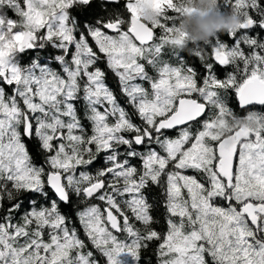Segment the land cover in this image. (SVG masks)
Masks as SVG:
<instances>
[{"label":"snow or ice","instance_id":"1","mask_svg":"<svg viewBox=\"0 0 264 264\" xmlns=\"http://www.w3.org/2000/svg\"><path fill=\"white\" fill-rule=\"evenodd\" d=\"M190 2L126 0L124 30L120 0H0V264H98L81 201L107 264L154 242L160 264H264V114L229 106H264V0H223L236 39L196 47L202 75Z\"/></svg>","mask_w":264,"mask_h":264},{"label":"trees","instance_id":"2","mask_svg":"<svg viewBox=\"0 0 264 264\" xmlns=\"http://www.w3.org/2000/svg\"><path fill=\"white\" fill-rule=\"evenodd\" d=\"M222 9H223V0H220ZM126 1L125 0H120L119 6L118 7H113L109 9V13L110 14H115V15H119L120 18L124 19V18H128V14L129 12L127 11L126 7H125ZM224 10V9H223ZM169 14L170 15H174V13L169 10ZM7 15L11 18H15V15L12 11H8ZM261 31V30H258ZM251 35H255V32H250ZM239 35V34H238ZM218 36L220 37L221 41L224 43L229 44V46L233 45L235 42L236 38L230 37L227 32H221L218 33ZM261 36H264V31H261ZM238 38V37H237ZM215 38H213L214 41ZM195 46L190 45L189 48H186L182 51V55L184 56V62L187 66H191L194 69L197 70L198 75H202L203 74V65L202 62L195 57L194 55H192L193 51H190L191 48H193ZM202 50H203V54L210 60L211 59V47L209 45L206 44H202L199 46ZM242 47H245L244 45H242ZM169 62L172 63L173 65H175L177 63V61L175 60V58H171L169 59ZM55 66H59V65H55L53 64V68L57 71H60L61 74L62 73V68L59 67H55ZM103 67V65H102ZM151 71V70H150ZM108 84L110 85V83L112 82L113 85H110L113 88H116L117 86V79L114 77V75L110 72H108V80H107ZM229 106L233 109V111L236 113V115L238 116H244L247 115L248 112H257L260 114H264V106H250L248 107L246 110H242L238 107V102L236 101L234 94L232 95V98L229 100ZM197 128L199 126H196ZM179 132L180 129H178L173 135L172 137H178L179 136ZM97 167H100V165L98 164ZM189 174H193L191 172H189ZM55 198V197H53ZM154 199L157 200H162V197L160 196L158 191H154L153 193V197ZM33 199H37L38 203H37V207L39 208L40 206H45L47 207V202L40 200L37 197H33ZM93 203L99 204L101 207H104L105 205L103 204V202L100 201H93ZM89 205L87 202L81 201L78 204H74L72 207V214L70 216V222H71V226H74L77 228V232H78V236L85 240V243L88 245V247L85 249V251H92L93 252V258L98 261V264H107L106 262V258L98 251L96 250L90 243V241L87 240V237L84 235L82 226L79 223L78 217L76 215L77 212L87 208ZM63 207V206H62ZM30 205L28 201H25L24 203V210H29ZM23 211H21L19 214L16 215V218L14 220V223H22V216H23ZM64 211H68L67 209H64ZM155 215L157 217V219L160 221V226L157 228L158 231H164V216H165V211L164 208L161 206L159 207L156 212ZM120 238L123 239H127L126 234H120ZM48 237L45 236V240L47 241ZM122 259L124 261V264H160V259H159V255H158V243L154 242L152 243L147 249H143L141 251V257L139 259V261L137 262L131 255L129 254H124L122 256Z\"/></svg>","mask_w":264,"mask_h":264},{"label":"clouds","instance_id":"3","mask_svg":"<svg viewBox=\"0 0 264 264\" xmlns=\"http://www.w3.org/2000/svg\"><path fill=\"white\" fill-rule=\"evenodd\" d=\"M188 7L193 11L185 13L179 21L181 32L186 34L182 50L192 45L195 47L190 51H195L218 33L231 30L236 22L231 13L222 9L220 0H191Z\"/></svg>","mask_w":264,"mask_h":264},{"label":"flooded vegetation","instance_id":"4","mask_svg":"<svg viewBox=\"0 0 264 264\" xmlns=\"http://www.w3.org/2000/svg\"><path fill=\"white\" fill-rule=\"evenodd\" d=\"M124 20L126 21V23H125V25H123V28H124V30H127V27H128L127 22L130 21V13L128 14V18H124ZM109 34H114V33L113 32H109ZM55 67H59V66H55ZM110 85H113V83L111 82ZM177 130L178 129L170 131L169 135L172 136Z\"/></svg>","mask_w":264,"mask_h":264},{"label":"water","instance_id":"5","mask_svg":"<svg viewBox=\"0 0 264 264\" xmlns=\"http://www.w3.org/2000/svg\"><path fill=\"white\" fill-rule=\"evenodd\" d=\"M109 32H111V31L109 30ZM256 106H259V105H256ZM177 129H180V127L178 126ZM175 130H176V129H175Z\"/></svg>","mask_w":264,"mask_h":264},{"label":"rangeland","instance_id":"6","mask_svg":"<svg viewBox=\"0 0 264 264\" xmlns=\"http://www.w3.org/2000/svg\"><path fill=\"white\" fill-rule=\"evenodd\" d=\"M126 1V0H125Z\"/></svg>","mask_w":264,"mask_h":264}]
</instances>
